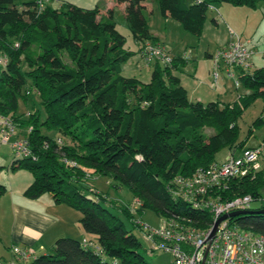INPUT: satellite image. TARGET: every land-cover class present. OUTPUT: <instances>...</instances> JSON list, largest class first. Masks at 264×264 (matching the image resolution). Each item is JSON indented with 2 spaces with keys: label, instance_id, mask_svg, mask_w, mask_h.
<instances>
[{
  "label": "trees",
  "instance_id": "1",
  "mask_svg": "<svg viewBox=\"0 0 264 264\" xmlns=\"http://www.w3.org/2000/svg\"><path fill=\"white\" fill-rule=\"evenodd\" d=\"M45 1L0 0V53L9 59L0 67V115L13 118L32 154L14 157L11 170L32 174L24 192L28 198L52 194L56 203L79 212L81 228L101 254L83 247L81 240L60 238L51 252L30 264H149L139 252L141 243L114 211L133 227L138 226L136 216L151 211L163 221L186 219L190 223L185 226L208 229L211 214L173 198V180L217 164L215 154L225 148L247 149L254 129L264 124V108L243 140L237 123L257 99L264 100V67L238 68L236 81L250 92L233 103L191 102L173 74L179 59L166 66L151 64L147 84L124 77L122 66L146 42L158 44L149 33L145 2L154 1L162 17L199 38L211 0H117L125 3L135 50L126 47V37L112 20L100 18L97 8L85 10L67 2L54 8ZM223 1L249 9L264 2ZM27 89L36 93L29 97ZM20 101L32 102L26 115L17 112ZM205 128L213 134H205ZM96 178L107 179L115 190L126 189L130 199L139 201L137 208L98 192L89 184ZM5 193L0 185V198ZM210 195L223 202L262 199L264 166L226 180ZM263 210L248 207L244 211L254 213L229 221L264 236V213H256Z\"/></svg>",
  "mask_w": 264,
  "mask_h": 264
},
{
  "label": "built area",
  "instance_id": "2",
  "mask_svg": "<svg viewBox=\"0 0 264 264\" xmlns=\"http://www.w3.org/2000/svg\"><path fill=\"white\" fill-rule=\"evenodd\" d=\"M202 3L205 0H191ZM208 9L215 10L213 4ZM250 41H244L240 36L231 32L230 40L225 47L211 57L213 60V85L219 79L218 69L223 64L228 77L235 79L231 67L250 70L253 67L252 59L255 55L264 60V51H257L250 47ZM18 46V45H16ZM140 58L146 65L158 62L170 65L173 58L160 44L146 42L142 47ZM8 57L0 53V67L8 64ZM25 95L32 96L35 90L27 89ZM31 131L28 128L27 133ZM58 145L61 141L57 140ZM10 145L17 158H28L32 154L25 137L18 136L17 124L11 116L0 115V147ZM261 148H247L238 157L229 154L219 163L208 169H201L190 177H177L173 180L171 194L173 198H181L193 208H202L211 214V224L208 229L199 230L184 225L189 220L164 221L161 226L148 227L142 225L143 236L151 252H168L172 255L173 264H264V236L255 235L232 224L229 218L221 221L216 228L212 239H208L214 223L222 216L236 211L248 209L252 198L246 196L230 202L220 201L212 197L210 191L224 185L226 180L247 176L250 171L259 169ZM74 164V163H72ZM137 206L138 200H134ZM132 208V207H131ZM85 248L95 254H101V249L88 240H82ZM43 248L40 247V250ZM11 258L5 264H30L37 258L36 250L30 247L12 246ZM205 256V260L203 258Z\"/></svg>",
  "mask_w": 264,
  "mask_h": 264
},
{
  "label": "rangeland",
  "instance_id": "3",
  "mask_svg": "<svg viewBox=\"0 0 264 264\" xmlns=\"http://www.w3.org/2000/svg\"><path fill=\"white\" fill-rule=\"evenodd\" d=\"M29 0H21V2H28ZM209 2V0H208ZM152 9H154L156 14V19L153 20L154 27L160 32L161 40L165 44L166 48H171L173 51L172 53H180L184 54L186 57L184 58L187 60L192 55V61L189 62L188 69L185 68V74H189L188 72H193L194 69H199L200 73H203L204 65L206 63L205 54L213 52V55L216 54L217 51L222 49V45L230 38V32H233L240 36L242 40L250 41V47L254 48L257 51H264V3L260 4V8H256L251 12L245 8L240 7H233L228 3L224 2L223 0H211V3L215 6V10L208 9L206 12V21L203 26L202 34L199 38L192 36L186 33L180 24L173 19L168 18L169 22H166L164 18L159 13L158 6L155 2H149ZM258 5V4H257ZM50 6L56 8V5L51 2ZM231 9L227 11L226 14L232 17V20L236 23L234 26L231 22L226 21V24H221V19L219 20L218 25L213 22V19H217V10L220 12L221 17L225 16L224 10ZM241 13L243 15H241ZM254 13V14H252ZM251 15L248 19L246 16ZM224 18V17H223ZM172 23V24H171ZM125 37H126V47L134 49L135 45L131 40L130 32L128 29L124 30L121 27L118 29ZM183 33V34H181ZM184 35L186 38H183ZM166 40L165 41V38ZM188 39H192L193 41H189ZM193 47L195 49L198 48L197 55L194 54L192 49L188 47ZM186 47V48H185ZM184 49H188L184 52ZM190 52H192L191 55ZM181 55V56H184ZM212 55V56H213ZM169 56L172 55L169 53ZM254 59L257 60L255 65L251 68V70L264 67V60H261L259 56L255 55ZM213 60L210 58V86L213 92V101H217L221 104H230L234 100H237L239 95H244L249 93L250 91L239 86L236 87L235 79L230 78L227 76L224 65L221 64L220 69H218L219 79L217 83L213 85L212 79V69H213ZM124 77H136L142 83H149L150 82V68L143 62L139 55L133 56L128 62L123 64L122 66ZM36 96H34V101H37ZM192 102V101H191ZM209 103L206 101L204 105ZM32 102L24 105L22 101L19 102L18 105V114L26 115L31 108ZM30 107V108H29ZM38 107V106H37ZM263 112V100H257L249 109L245 111V113L241 116L238 120V127H239V138L243 140L248 132V129L252 126L253 122L258 119ZM264 118V113H263ZM204 133L207 135H212L213 130L210 128H205ZM247 148H261V155L259 159V163L264 166V124L260 127H256L254 129L252 137L247 142ZM229 150L227 148L219 151L215 154V162L217 164L221 163L224 158L227 156ZM235 156L238 157L241 155L240 150L234 152ZM8 157L9 159H13L15 155L13 154V150L10 148V145H4L0 148V158ZM25 173V172H24ZM27 175L33 179V176L30 172H26ZM89 184L95 188L98 192H107L110 198L120 201L121 203L129 202L132 209L137 208L136 202L130 199V196L126 189L115 190L113 187L109 186V181L105 178H96L92 181H89ZM91 197H94L91 193H89ZM264 206V195L262 199L255 200L250 203L249 208L251 210L257 209ZM67 207V206H63ZM70 211V214L63 215L62 226L63 232H69L70 229L73 227V222H75V217L80 219L81 215L79 212L74 211L70 208H67ZM115 214H118L120 218H122L125 227L128 230L132 231V234L139 240L142 247L139 252L143 255L145 260L149 264H173L172 255L168 252H151L149 250V245L144 239L142 225L148 227H158L161 226L164 222L162 218L157 217L151 211H146L141 217L136 216L138 226L133 227L130 222H128L124 217H122L119 213L114 211ZM72 222V226L68 223ZM78 219H76V226L79 227ZM75 228V227H74ZM68 234V233H67ZM74 234V233H73ZM67 236V235H64ZM75 236V235H71ZM63 238H70V237H63ZM71 239L79 240L80 237H72ZM51 252V249H49Z\"/></svg>",
  "mask_w": 264,
  "mask_h": 264
},
{
  "label": "crops",
  "instance_id": "4",
  "mask_svg": "<svg viewBox=\"0 0 264 264\" xmlns=\"http://www.w3.org/2000/svg\"><path fill=\"white\" fill-rule=\"evenodd\" d=\"M51 2L56 5V8L59 6L60 2H67L78 8L85 10H91L97 8L99 11V17L104 20H112L116 26L117 31L120 34H122L118 30L120 27L124 30L128 29V31L130 32L124 18L125 17L124 2H118L117 0H46L45 1V3L48 5H50ZM149 2H145L143 4L144 7L143 12L147 17L149 33L157 39L158 44L164 47L165 50L172 55V58H175L176 60L179 59L176 62V66L178 67V70L173 71V74L176 77H178L180 85L186 90L189 100L192 102L201 103L203 105L206 101H208L209 103L217 102L212 100L214 96L213 95L214 91L211 89L212 87L210 86V58L212 57L213 52L205 54V58L208 60H206V63L203 64L204 65L203 73H200L199 69L196 68L193 70V72L191 71L188 72L189 74H185L184 69L185 68L188 69L189 62L192 61L191 58L192 52H190L189 54L191 55L189 59L187 58V60H185L184 58L186 56L184 54L172 53L171 51L173 50L171 48L170 49L166 48L165 44L161 40L160 32H158L157 29L154 27L153 20L156 19V14ZM262 3L264 2H259L258 5H256L255 9L258 8ZM240 8H245V7H240ZM246 9L251 12H254L253 10H255L249 8ZM228 10L229 12H232L230 11L231 9L225 8L224 10L225 16L222 17L220 12H218L219 10H217L218 16L217 19H213V22L218 25L219 20L221 19V24H226L227 23L226 21H229L234 26H236V23L232 20V17L231 16L229 17L228 16L229 14H226ZM241 15L243 14L241 13ZM246 17L249 19L251 15H247ZM164 19L166 22H169L168 18H164ZM182 36L183 38H186L184 35ZM164 39L165 41H167L166 37ZM188 40L191 42L193 41L192 39L191 40L188 39ZM229 40L230 38L225 42V44L222 45V48L226 46ZM133 44L135 45V47L134 49L129 48L130 50L137 49V45L135 44V42H133ZM188 48L192 49V51H194L193 53L197 55L198 48L197 49L193 47H188ZM187 50L188 49H184V52ZM255 62H257V60H255L253 57L252 59L253 66L255 65ZM147 67L150 68V72L147 73V75L150 74L151 77V73H152L151 65H147ZM231 71L232 73H234L236 77V75L239 72V69L238 67H231ZM128 78H136V77H128ZM247 94L239 95V96H246ZM235 101L236 100H234L233 102ZM263 108H264V100H263ZM245 148H247V146ZM248 148H252V147H248ZM228 150L229 152L227 155L232 154L233 156H235L232 150L231 151L230 149ZM13 161L14 158L12 160L9 159L8 157L0 158V185L6 187V193L0 198V264H5L11 258L10 250L12 246L33 248L34 250H36L37 257H39V256L47 255L49 253V249L51 250L53 249L56 240L63 237L72 238L78 236L80 237L79 240L81 241L84 239L90 241L93 237L87 235L83 231L79 222H78L79 227L76 226V219H78L79 221V217L78 218L75 217V222H73L75 224H73V227L70 229L69 232H63L62 217L63 215L70 214L69 209H67L69 207H63L65 205L56 203L55 197L52 194H44L37 199H30L24 195L25 190L29 187L33 179L30 177V175L26 174L27 171L17 170V169L11 170V165ZM68 223L72 226V222H68ZM71 235H75V236H71ZM40 247H42L43 249L40 250Z\"/></svg>",
  "mask_w": 264,
  "mask_h": 264
},
{
  "label": "water",
  "instance_id": "5",
  "mask_svg": "<svg viewBox=\"0 0 264 264\" xmlns=\"http://www.w3.org/2000/svg\"><path fill=\"white\" fill-rule=\"evenodd\" d=\"M252 213H254V212H249V211H236V212H232V213H229V214H227V215H224V216L220 217V218L214 223V225H213V227H212V230H211V232H210V235H209V238H208V239L210 240V239L213 238V236H214V234H215V232H216L217 225H218L221 221L226 220L227 218H232V217L238 216V215H246V214H252ZM256 213H264V210H263V211H260V212H256ZM205 256H206V255H204V258H203L202 263H203L204 260H205Z\"/></svg>",
  "mask_w": 264,
  "mask_h": 264
}]
</instances>
